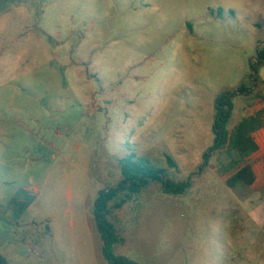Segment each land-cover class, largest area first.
Wrapping results in <instances>:
<instances>
[{
    "label": "rangeland",
    "instance_id": "1",
    "mask_svg": "<svg viewBox=\"0 0 264 264\" xmlns=\"http://www.w3.org/2000/svg\"><path fill=\"white\" fill-rule=\"evenodd\" d=\"M143 1L0 0L6 264H110L107 252L136 264H264V199L240 201L223 179L238 156L210 150L215 95L253 84L264 0H227L234 12L215 0H162L159 10ZM222 56L250 73L234 66L221 76ZM236 119L235 110L227 130ZM150 154L189 187L168 194L150 181L130 199L118 194L106 247L95 218L101 192L122 183L123 159L149 164Z\"/></svg>",
    "mask_w": 264,
    "mask_h": 264
},
{
    "label": "crops",
    "instance_id": "2",
    "mask_svg": "<svg viewBox=\"0 0 264 264\" xmlns=\"http://www.w3.org/2000/svg\"><path fill=\"white\" fill-rule=\"evenodd\" d=\"M191 1V0H189ZM218 1V7H221L219 9L224 8L226 11L231 10L233 11V7L227 4V0H215V2ZM224 1H226L224 3ZM202 3L203 0H200ZM143 8L150 10H159L161 6L165 5V3L162 0H144L143 3ZM251 6L250 3H248L247 6L242 8V11H244L247 7ZM236 11V10H235ZM256 11V9H255ZM262 12H264V9H261ZM234 12V11H233ZM215 16L214 14H211ZM218 19H221L220 17H217ZM236 18V17H235ZM216 20V19H215ZM193 21V20H189ZM257 21V20H256ZM264 23V15L261 14L260 20ZM191 26V24H189ZM253 45H255V48L257 49V56L259 50L264 48V42H260V40H257L256 37ZM249 48V46H247ZM162 52L165 54V49L162 50ZM152 57V55H150ZM209 56V55H207ZM205 57L206 55H201L200 58L197 56V65L200 67H205ZM218 60L217 64V69L219 70V74L221 76L225 75H230L232 72L233 67L237 68L239 71L244 69V75H247L250 72L245 71V65L241 63L238 59L234 58H227V57H216ZM212 59H215L212 56ZM251 68L252 64L256 62V58H250L249 60ZM264 66V63L259 66L258 72H253V75H251V80L253 81V84H250L248 86L244 85L246 87V91L243 93H237L233 99V110H232V115L231 118L233 117V114H235V110L237 113V119L233 122V125L228 132L233 135V137H236L238 134V130L240 125L246 121L250 120L251 118H258V126L255 129L250 130L248 133L245 135V141L247 143H243L242 146L240 145H226L223 147L222 150L223 152L231 150V152L235 155L238 156L237 158H233V172L235 175L239 170L242 168L248 166L251 169V172L253 174V180L250 184H247L246 182L239 180L233 182L231 185L232 188L236 187L237 189V196L240 199H264V78L261 77L260 73L262 70V67ZM189 68H193V65L189 63L188 65ZM185 68H187L185 66ZM189 70V69H188ZM253 76H255L256 81H254ZM245 77V76H244ZM244 81V80H243ZM242 85L237 84V85H222L219 94H216L215 97L216 99L219 97L218 95L223 94V93H228V92H236ZM241 99H243L244 103H242ZM241 102V104H240ZM234 112V113H233ZM231 118L229 122L231 121ZM237 129V131H236ZM251 140L256 143L257 149H251ZM246 145L248 147L246 148ZM245 146V147H244ZM156 155L150 154L147 158L148 163H156L158 160L155 161ZM242 157V158H241ZM232 178V177H231ZM230 179L223 178L226 183L230 184ZM236 191V190H235ZM0 264H6V260L0 256Z\"/></svg>",
    "mask_w": 264,
    "mask_h": 264
},
{
    "label": "trees",
    "instance_id": "3",
    "mask_svg": "<svg viewBox=\"0 0 264 264\" xmlns=\"http://www.w3.org/2000/svg\"><path fill=\"white\" fill-rule=\"evenodd\" d=\"M264 63V48L259 50L256 62L252 64L253 72H257L260 65ZM254 81H256L255 76H253ZM246 91V87L242 85L236 92H228L222 94L218 98L217 104V114L214 124V133L216 135L214 145L210 148L212 152L221 149L226 145H240L247 143L245 141L246 126L249 123H257L250 130L255 129L258 124V118L254 117L250 120L244 121L238 130L236 137H233L228 130L227 124L231 118L233 110L232 99L237 93H243ZM249 130V131H250ZM246 132V133H245ZM251 149H257L256 143L251 140ZM245 147V146H244ZM248 145H246V148ZM122 174L123 181L119 187L109 189L107 192H101L100 198L96 203L95 218L97 220L98 228L103 234V238L106 239L105 246L107 247L115 234V228L107 220V212H109L108 204L121 192L126 193L127 198H132L134 194L138 193L143 187L149 184L150 181L161 182L164 187V192L168 194H183L187 187H189L188 182H174L166 178V170L161 169L157 166L151 164H143L140 160H130L129 158L122 160ZM253 174L250 167L246 166L239 170L235 175L232 176L230 180V185L235 181L242 180L247 184H250L253 180ZM106 258L110 264H136L129 259L124 257H112L109 253H106Z\"/></svg>",
    "mask_w": 264,
    "mask_h": 264
}]
</instances>
